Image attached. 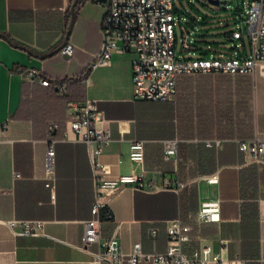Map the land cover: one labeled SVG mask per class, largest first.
I'll return each instance as SVG.
<instances>
[{"label":"crops","instance_id":"crops-1","mask_svg":"<svg viewBox=\"0 0 264 264\" xmlns=\"http://www.w3.org/2000/svg\"><path fill=\"white\" fill-rule=\"evenodd\" d=\"M73 1L0 0V124L12 118L8 128L0 127V264H98L80 248L85 220L92 215V166L85 142L64 125L66 100L86 96L96 100L105 117L100 126L111 134L98 158L109 176L189 180L180 194L120 188L110 200L114 219L100 223L102 237L119 224L124 252L135 241L145 251H164L166 225L181 216L192 226V245L209 243L218 251L224 239V258L264 264V163H247L237 146L238 140L264 131V64L250 74H180L172 98H138L132 88V50L116 52L109 65L88 66L100 48L107 0H77L68 40L74 44L71 61L59 51L40 57L64 39ZM30 68L65 82L66 93L29 80ZM49 119L61 124L52 187L45 185ZM133 140L144 142L142 161L129 157ZM166 140L177 141L175 155L166 157ZM211 173L216 182L203 179ZM208 199L219 200L220 218L200 222L198 209ZM30 218L44 220L51 237L23 234L18 224H10ZM98 247L94 242L89 250Z\"/></svg>","mask_w":264,"mask_h":264},{"label":"built area","instance_id":"built-area-1","mask_svg":"<svg viewBox=\"0 0 264 264\" xmlns=\"http://www.w3.org/2000/svg\"><path fill=\"white\" fill-rule=\"evenodd\" d=\"M106 11L100 23L101 44L97 52L88 62L90 68L109 65L116 52L132 50L135 54L131 64V79L134 96L147 100H166L172 98L177 91V77L180 74L198 72H223L228 74H250L256 67L264 64V0H249L245 9V22L248 26L250 40L249 50L242 53L235 50L231 55L181 56L176 53L177 36L175 32L176 15L174 0H107ZM184 29L183 25L181 26ZM233 39L242 37L241 29L230 32ZM181 38V51H195V46ZM66 61L74 56V44L67 41L59 50ZM29 80L43 85H52L58 94L67 91L65 82L40 75V70L30 68L26 71ZM67 114L64 120L66 130H73L79 139L86 144L88 157L92 166L95 184L94 198L91 204V217L85 220L84 232L80 248L90 252L92 259L98 264H246L245 260L235 257L226 259L223 250L226 240H220V249L214 251L209 243L192 245V226L181 216L169 220L166 225L167 248L164 251H145L140 241H135L129 251L124 252L118 245L119 224L115 225L109 237L100 235V223L113 220L114 215L110 200L122 187L130 186L135 190L155 192L171 190L180 194L189 183L179 177L168 175L146 177L143 173L120 174L111 177L107 167L99 162L104 145L111 139L110 131L100 126L105 120L104 113L97 106L95 99L86 96L83 100H67ZM12 118L8 117L0 127L10 126ZM61 127L58 121H47L45 138V173L48 187L53 186L55 175V136ZM63 138H67L64 131ZM216 145L221 140H215ZM238 149L247 155V163H264V131L248 139L237 141ZM177 141H165V155L176 154ZM129 157L134 161L144 158L143 140L130 143ZM16 175H19L16 173ZM207 182H216L215 174L202 176ZM202 221H218L220 218V202L218 199L204 200L197 212ZM45 221L38 218L10 220V224H18V232L27 235H46ZM152 229V235L156 234ZM97 242L98 250L90 251L89 245Z\"/></svg>","mask_w":264,"mask_h":264},{"label":"rangeland","instance_id":"rangeland-1","mask_svg":"<svg viewBox=\"0 0 264 264\" xmlns=\"http://www.w3.org/2000/svg\"><path fill=\"white\" fill-rule=\"evenodd\" d=\"M248 3L249 0H219V3L209 0H174L177 8L174 12L176 53L185 57H196L203 53L231 55L235 50L242 53L248 51L250 40L245 22ZM236 28L242 31L240 39L230 36V32ZM183 36H188L187 40L195 46V51H181Z\"/></svg>","mask_w":264,"mask_h":264},{"label":"water","instance_id":"water-1","mask_svg":"<svg viewBox=\"0 0 264 264\" xmlns=\"http://www.w3.org/2000/svg\"><path fill=\"white\" fill-rule=\"evenodd\" d=\"M209 1L212 2V3H219V0H209ZM76 3H77V0H74L73 3H72V5H71V8H70V10H71V17H70V22H69V28H68L65 36H64V39L53 50H51V51H49L47 53H44V54L40 55L41 58H45V57H47V56H49V55H51V54L59 51L60 48L69 40L70 28H71V25H72L73 19H74V6H75Z\"/></svg>","mask_w":264,"mask_h":264},{"label":"trees","instance_id":"trees-1","mask_svg":"<svg viewBox=\"0 0 264 264\" xmlns=\"http://www.w3.org/2000/svg\"><path fill=\"white\" fill-rule=\"evenodd\" d=\"M237 8H239L238 6H237ZM173 10H174V12H176L177 11V8H176V6H175V4H174V8H173ZM203 54H205V53H203ZM55 89V88H54ZM56 90V89H55ZM57 92V91H56ZM67 101V100H66Z\"/></svg>","mask_w":264,"mask_h":264}]
</instances>
